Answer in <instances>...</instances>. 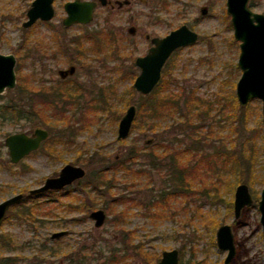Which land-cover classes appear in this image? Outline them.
Masks as SVG:
<instances>
[{"label":"rangeland","instance_id":"374dc122","mask_svg":"<svg viewBox=\"0 0 264 264\" xmlns=\"http://www.w3.org/2000/svg\"><path fill=\"white\" fill-rule=\"evenodd\" d=\"M66 1L54 0V17L50 21L38 20L25 29L21 24L32 0H0V53L13 54L16 58V85L0 95V105L7 101L17 102V86L23 81L27 80L33 87H51L59 83L57 69L71 62L79 67L74 76L60 85L68 87L75 100L65 107L66 122L45 124L20 120L0 124V202L38 187L45 178L56 176L65 164L79 165L90 175L100 165V160L116 162L132 146L138 151L146 147L183 151L178 156L186 160L191 157L188 148L192 139L203 136L214 143L213 149L223 144L244 145L245 155L249 153L251 140L255 142V182L253 188L247 184L253 202L235 218L233 204L230 206L229 201L233 202L236 186L231 189L225 175L218 171L222 157H214L212 162L210 156L208 163H205L206 154L198 157L195 190L180 194L170 193L174 185L170 158L166 156L154 169L145 165V158L139 157L135 163L144 171L140 177H134L130 170L109 168V176L114 174L115 181L111 187V193L115 194L112 196L123 194L121 203L115 204L106 194L108 191L96 194L93 189L87 193L72 185L67 195L40 209L34 222L18 218L16 210H11L0 226V234L9 235L13 245L3 251V255L14 257L20 264H110L111 250L119 247L117 242L123 228L133 231L134 242H140L153 256L176 248L179 264H221L227 251L217 247L216 231L220 225L228 224L236 247L230 264H263L264 243L257 204L264 184L261 101L252 99L241 107L245 109L247 122L239 126V132L233 129L236 122L225 117L233 111L225 103L235 95V84L241 75L237 66L240 42L233 37L226 0H133L128 7L112 11L98 5L87 29L98 35L100 50L89 51V40L84 44V56L72 59L57 49L54 40L55 36L70 37L83 30L78 26L61 29ZM248 5L252 11L264 14V0H249ZM201 7H206V14L200 13ZM130 13L137 16L135 24L139 31L135 36L126 33ZM181 24L194 29L198 40L170 56L159 82L165 92L190 95L195 102L211 103L207 125L202 131L191 133L186 125H181L182 117L178 113L148 121H140L136 115L134 121L139 126L132 125L128 137L118 140L117 123L126 107L134 104L138 112L139 94L133 88V81L139 69L134 65V58L145 53L148 43L143 34L164 35ZM105 33H114L113 41L104 39ZM100 98L121 111L117 120H112L99 107ZM125 100H130L128 105H123ZM223 104L226 106L221 108ZM68 123L77 128L72 143L56 144L51 140L47 150L53 151L52 156L36 151L16 165H7L8 151L3 142L6 135L29 131L36 126L56 134ZM172 124L175 128L181 125V129L170 132ZM149 125H153L152 128ZM257 128H261V135ZM90 157L91 163L86 166ZM194 162V159L189 161ZM86 180L83 178L81 182L84 184ZM88 196L94 199V209H103L107 215L99 228L88 217L90 210L82 211L78 207ZM59 230L68 233L59 239H50L51 233ZM67 254H71V263ZM128 263L143 264V261L128 262L125 257L119 264Z\"/></svg>","mask_w":264,"mask_h":264},{"label":"trees","instance_id":"16d2710c","mask_svg":"<svg viewBox=\"0 0 264 264\" xmlns=\"http://www.w3.org/2000/svg\"><path fill=\"white\" fill-rule=\"evenodd\" d=\"M17 88V102L7 101L0 105V123L4 121L16 123L20 120H25L27 122L36 121L47 123L49 122V119H47L46 110L42 106L43 103L48 102L57 111V114L60 112L62 115L63 109H60L56 105L54 97L58 93H61V95H64L65 103L75 101L74 98L71 97V92L69 91L68 87L64 86H57V88L50 87L47 89L43 85L33 87V85H31L26 80L22 83H19ZM138 96L139 103L138 112L136 115H139L140 121L158 119L163 115H172L178 113L182 117L181 125H186V129H189L191 133L202 131L204 125H207V119L210 115L211 103L206 101L195 102V100L192 99L190 95H178L173 92H165L162 82H158L149 95L139 94ZM100 99L99 107L102 110H105L108 115L112 117V120H117L121 111L118 112L116 106L108 103V100L102 98ZM129 102L130 100L122 101L123 105H128ZM226 102L227 103L225 104H227V106L230 107V110L233 112L230 113V115H226L225 117L227 119H232V122L234 123L236 122L233 129H237L239 132V126H244L247 122L245 109H241V107H239L235 95H231V98L227 99ZM225 104H223L221 108L225 107ZM53 122L58 123V120H54ZM137 124V121L133 122V126L135 128L139 126ZM181 125L178 128H175V125L172 124L169 131H174V133H176L181 129ZM152 126L153 125H149V128H152ZM257 130L259 135H261V128H257ZM75 132L76 130L71 126V128H69V132L66 134H52L49 141L53 140V142H56V144L59 142L65 144L72 143L73 139L75 138ZM182 132L183 131H181V133ZM184 135L187 137L191 136L188 133H185ZM68 138L71 140H68ZM203 142H205L204 145L202 144ZM47 146L48 145H43L41 147V151L46 152L48 156H52L51 154L53 151L47 150ZM243 146L244 145L239 146V144L236 145V143H233L223 144L221 147L213 149L214 143L208 142L205 136L197 137L192 139L190 148H188V152L190 153L191 157L186 160H182V158L178 156V154L180 155V153L183 151L176 150L172 152V150L167 148L161 149L160 151V149L155 150L151 147H146L145 150L138 151L135 146H132L126 151V155L116 162H111L110 160H100V165L97 167V169L93 173L91 172L90 175L85 176L87 180L84 181V184L81 182V179L77 180L74 185L78 186L82 191L87 193H91L93 189L96 194H99V192L103 193V190L108 191L106 194L113 198L115 204H118L123 202L124 195L119 193L117 196H112L115 195L111 193V187L114 186L115 181L113 177L114 174L109 176V168L113 170L118 168L130 170L133 173V176L137 178L144 173V171L140 169L141 167L139 168L138 164L135 163L139 157L140 159L145 158L144 160L147 161L145 165L149 166L150 168L157 169L162 160H165L167 156V158H170V164L172 167L171 176L172 180L174 181L173 189L170 193H190L195 190L193 183L197 177L196 160H198V157L206 154L208 158L205 163H208L210 156L212 162L215 159L214 157H222L221 160L223 161L219 166L218 171L225 175L226 183L227 185L231 186V189H233V187L239 183H246L251 188H253V184L255 182V155L253 154V150L256 149V144L253 140H251L248 155H245L246 153L245 150H243ZM193 159L195 162L193 164L189 163V161ZM90 163L91 157L86 160L85 165L89 166ZM7 165H10L8 160ZM189 175L190 178H188ZM70 189L71 186H67L60 191H48L42 194L25 196L20 203L10 207L5 220L8 218L11 210L15 209L18 213V218L28 222H34L40 209L44 208L48 202L56 201L60 196L68 194ZM203 189V192H205L206 187L204 185ZM44 197H48V199H42ZM90 197L91 196H88L85 198V200L81 201L79 207L82 211H87L94 208V199H90ZM229 205L232 206V201H229ZM215 224H217V222H215ZM12 245L13 241L9 235L0 234V264H20L14 259V257L3 255L2 253L3 251L10 249ZM117 245H119V247H113L111 250V257L109 260L110 264H119L124 262L125 257L128 262H132L133 260L138 261L139 259L143 261V264H156L160 258L159 255L153 256L148 251L144 250L143 245H141L140 242H134L133 231L131 230L123 228L121 229V237L118 240ZM49 255L54 254L49 253ZM70 256L71 254H67L66 258L71 263L72 260Z\"/></svg>","mask_w":264,"mask_h":264},{"label":"water","instance_id":"95a60500","mask_svg":"<svg viewBox=\"0 0 264 264\" xmlns=\"http://www.w3.org/2000/svg\"><path fill=\"white\" fill-rule=\"evenodd\" d=\"M53 0H33L26 11V20L22 22L23 28L31 27L36 21H48L54 16ZM102 3L105 0H100ZM249 0H226V13L230 16V23L233 29V37L239 41V56L237 66L241 75L235 84V97L240 107H245L252 99L261 101V114L264 136V14L254 12L249 8ZM95 2L87 0H73L64 4L66 17L62 20L64 26L73 23H88L92 20ZM202 15L207 13L206 7L200 9ZM133 30L132 27L128 29ZM198 34L186 24H182L171 30L163 37H155L151 40L152 47L143 56L134 60L135 66L139 69L133 81V88L138 94L149 95L161 78V71L171 54L181 48L196 43ZM15 56L13 54L0 53V95L6 89H12L16 85L14 72ZM74 66L67 69H59L60 78L73 74ZM137 107L134 104L128 105L117 124V139H125L130 134L132 124L136 117ZM47 137V132L35 128L31 135L25 132L12 133L4 139L8 149L11 163H18L23 157L36 150L41 141ZM150 140H147L149 143ZM85 169L81 166L65 164L55 177H48L43 184L29 190V195L42 193L47 190L62 189L75 180L83 178ZM23 195L21 193L12 195L0 202V226L6 216L8 209L17 204ZM253 202L251 193L246 183L236 185L234 190L233 211L235 218H238L241 210ZM260 212V223L262 225L264 243V184L258 200ZM94 219V225H103L106 214L104 210L97 209L89 215ZM67 233L66 230L56 231L50 238H60ZM216 243L219 249L227 250V255L222 264H229L235 253L233 234L228 224H222L216 231ZM264 253V244H263ZM156 264H179V252L176 248L164 250ZM264 264V254H263Z\"/></svg>","mask_w":264,"mask_h":264},{"label":"flooded vegetation","instance_id":"af4514ba","mask_svg":"<svg viewBox=\"0 0 264 264\" xmlns=\"http://www.w3.org/2000/svg\"><path fill=\"white\" fill-rule=\"evenodd\" d=\"M33 1V0H32ZM68 1H73V0H68ZM68 1H66V2H68ZM87 1H93V2H95V7H94V10H93V14H92V19L94 18V12H95V9L98 7V5L99 6H101V7H103V8H106L107 10H110V11H112V10H121V9H123V8H125V7H128L129 5H131V3H132V1L133 0H105V2L104 3H102L100 0H87ZM66 2H64V4L66 3ZM53 3H54V0L52 1V6H53ZM64 4H63V9H64ZM53 8H54V6H53ZM202 8V7H201ZM200 8V9H201ZM64 12H65V16L61 19V22H60V27H61V29L62 30H67V29H69V28H71V27H73V26H78V27H82L83 28V30H82V32L81 33H79V34H74V35H72V36H70V37H68V36H65L64 34H61V35H58V36H55L54 38V40H55V42L57 43V49L60 51V52H62V53H65L68 57H71V59H72V57H81V56H84V53H85V49H84V44H85V42L86 41H91V46H89V51H92V52H96V51H98V50H100V47L98 46L99 45V38H98V35H96L95 34V31H89L88 29H87V25H89V23L92 21H90V22H88V23H78V22H76V23H73V24H71V25H69V26H64L63 25V23H62V20L66 17V11H65V9H64ZM54 14H55V10H54ZM54 17V16H53ZM136 19H137V16L136 15H134L133 13H130L129 15H128V17H127V21H126V23L128 24L127 25V27H126V33L128 34V35H130V36H135L137 33H138V31H139V28H138V26L135 24V22H136ZM26 20V19H25ZM51 20V19H50ZM50 20H48V21H50ZM40 21V20H39ZM22 25V24H21ZM182 25V24H181ZM187 25V24H186ZM180 26V25H179ZM178 26V27H179ZM188 26V25H187ZM130 27H132L133 28V30H131V31H129L128 29L130 28ZM189 27V26H188ZM177 28V27H176ZM176 28H174V29H176ZM190 29H192L191 27H189ZM25 29H27V28H25ZM171 30H173V29H171ZM170 30V31H171ZM192 30H194V29H192ZM169 31V32H170ZM195 31V30H194ZM169 32H167L166 34H168ZM196 32V31H195ZM197 33V32H196ZM166 34H164V35H150L149 33H147V32H145L144 34H143V37H144V39L146 40V42L148 43V45H147V47H146V50H145V53L144 54H142V55H138V56H143V55H145L146 53H147V51L149 50V48L150 47H152V42H151V40L153 39V38H155V37H163V36H165ZM198 34V33H197ZM114 35V33H105L104 34V39H106V40H108V41H113V37L115 36H113ZM198 40V39H197ZM197 42V41H196ZM195 44V43H194ZM193 45V44H192ZM189 46V45H188ZM186 47V46H185ZM182 48V47H181ZM180 49V48H179ZM178 50V49H177ZM176 51V50H175ZM174 51V52H175ZM173 52V53H174ZM172 53V54H173ZM2 54V53H1ZM171 54V55H172ZM138 56H136V57H138ZM135 57V58H136ZM135 58H134V60H135ZM16 59V58H15ZM168 61V60H167ZM16 63V62H15ZM135 65V64H134ZM70 66H74L75 67V71H74V73L73 74H71V75H67L65 78H60L59 77V75H58V70L59 69H57V75H58V77H59V83H57V84H55V85H52L51 87H56L57 88V86H60L61 85V83H64V81L66 80V79H68V78H70V77H72V76H74L75 74H76V72H77V70L79 69V67L76 65V64H74L73 62H71V64H69V65H67V67H64V68H60V69H67L68 67H70ZM164 67V66H163ZM163 69V68H162ZM15 72V71H14ZM162 72V71H161ZM44 86V85H43ZM46 89L47 88H50L49 86H44ZM76 88H80L79 87V85L76 87ZM7 90V89H6ZM5 90V91H6ZM72 92H73V90H71ZM2 95V94H1ZM55 103H56V105L60 108V109H63V111H62V115H61V113L60 112H58V114H57V111L53 108V106H51V104H49L48 102H45V103H43L42 104V106L44 107V109L46 110V113H47V119H49V121L50 122H53L54 120H58V123L57 124H59L60 122H66V120H64V118H65V107L66 106H68V105H70V103H73V102H69V103H65L64 102V95H61V93H58L55 97ZM48 99V98H47ZM128 107V106H127ZM126 107V108H127ZM123 115V114H122ZM121 115V116H122ZM121 118V117H120ZM119 118V119H120ZM119 121V120H118ZM7 122H10V121H7ZM2 123V122H1ZM0 123V124H1ZM48 123V122H47ZM47 123H45V124H47ZM118 124V123H117ZM71 124H67L64 128H62V129H59V131L57 132V133H64V134H66L67 132H69V128H71ZM35 128H40V129H43V130H45L46 132H47V137L43 140V141H41V143H40V145H39V147L36 149V150H34V151H32V152H30L29 154H31V153H33V152H36V151H41V147L43 146V145H48L51 141H49V139H50V137H51V135L53 134L52 132H50V130H48V129H46V128H43L42 126H36V127H34L33 129H31V130H29V131H20V132H25V133H27L28 135H31V133L33 132V130L35 129ZM73 129H77V128H73ZM15 133H17V132H15ZM52 133V134H51ZM10 134H12V133H10ZM10 134H8V135H10ZM8 135H6V136H8ZM6 136H5V138H6ZM117 137V136H116ZM4 138V139H5ZM68 140H69V138H68ZM120 140H123V139H120ZM3 142H4V140H3ZM62 143V142H61ZM5 145V144H4ZM6 147V146H5ZM6 149H7V147H6ZM7 151H8V149H7ZM29 154H27L26 156H28ZM44 154H46L47 156H48V154L46 153V152H44ZM25 156V157H26ZM25 157H23L22 159H24ZM21 159V160H22ZM20 160V161H21ZM19 161V162H20ZM18 162V163H19ZM8 163L11 165V164H13V165H16V164H18V163H16V164H14V163H11L10 162V159H9V155H8ZM73 165V164H72ZM77 166H79V165H77ZM83 168V167H82ZM61 169V168H60ZM59 173V172H58ZM58 175V174H57ZM56 175V176H57ZM85 176H86V170H85V175H84V177L83 178H85ZM52 177H55V176H52ZM48 178V177H47ZM83 178H81V179H83ZM46 179V178H45ZM81 179H77V180H81ZM77 180H75L72 184H70V185H68V186H72V185H74L75 184V182L77 181ZM45 181V180H44ZM43 184V183H42ZM41 184V185H42ZM240 184V183H239ZM41 185H39V186H41ZM238 185V184H237ZM38 186V187H39ZM67 187V186H66ZM35 188H37V187H35ZM65 188V187H64ZM64 188H62V189H64ZM32 189H34V188H32ZM62 189H57V190H47V191H45V192H42V193H46V192H48V191H60V190H62ZM29 190H31V189H29ZM29 190H28V192L25 194V193H21L22 195H23V197H22V199L18 202V203H20L23 199H24V197L25 196H29ZM20 193V192H19ZM42 193H37V194H42ZM16 194H18V193H16ZM15 195V194H14ZM33 195H35V194H33ZM65 195H67V194H65ZM252 196V195H251ZM17 203V204H18ZM81 203V202H80ZM80 203H79V205H80ZM232 204H233V202H232ZM258 204V203H257ZM14 205H16V204H14ZM79 205H78V207H79ZM13 206V205H12ZM11 206V207H12ZM95 206V205H94ZM246 206H248V205H246ZM245 206V207H246ZM10 209V208H9ZM9 209H8V211H9ZM94 210H97V209H90V212L88 213V217L91 219V220H93V222L95 223V221H94V219H92L89 215H90V213L92 212V211H94ZM103 210V209H102ZM8 211H7V213H8ZM242 211V210H241ZM105 212V211H104ZM7 213H6V215H7ZM106 214V213H105ZM107 216V215H106ZM6 217V216H5ZM4 220H5V218H4ZM3 220V221H4ZM105 221H106V218H105ZM105 221H104V223H105ZM103 223V224H104ZM95 226V225H94ZM96 227V226H95ZM101 227V226H100ZM96 228H99V227H96ZM59 231H61V230H59ZM67 231V230H66ZM67 233H68V231H67ZM66 233V234H67ZM52 234V233H51ZM65 234V235H66ZM64 236V235H63ZM63 236H61V237H63ZM60 237V238H61ZM51 239V238H50ZM53 239H59V238H53ZM234 240V239H233ZM217 244V243H216ZM218 247V246H217ZM234 247H235V243H234ZM223 251H227V250H223ZM179 252V251H178ZM235 252H236V247H235ZM264 254V253H263ZM226 255H227V253H226ZM234 255H235V253H234ZM160 257H161V255H160ZM226 257V256H225ZM225 257H224V259H225ZM234 257V256H233ZM232 257V258H233ZM160 259V258H159ZM224 259H223V261H224ZM232 260V259H231ZM223 261H222V263H223ZM158 262V261H157ZM156 262V263H157ZM231 262V261H230ZM230 262H229V264H230ZM221 263V264H222Z\"/></svg>","mask_w":264,"mask_h":264}]
</instances>
